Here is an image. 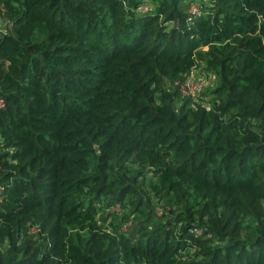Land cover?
Returning <instances> with one entry per match:
<instances>
[{
    "label": "trees",
    "instance_id": "obj_1",
    "mask_svg": "<svg viewBox=\"0 0 264 264\" xmlns=\"http://www.w3.org/2000/svg\"><path fill=\"white\" fill-rule=\"evenodd\" d=\"M189 1L0 0V264H264V0Z\"/></svg>",
    "mask_w": 264,
    "mask_h": 264
},
{
    "label": "built area",
    "instance_id": "obj_2",
    "mask_svg": "<svg viewBox=\"0 0 264 264\" xmlns=\"http://www.w3.org/2000/svg\"><path fill=\"white\" fill-rule=\"evenodd\" d=\"M188 11L191 14H199L200 13L197 0H190L189 1ZM4 29H5V23L0 20V31H2ZM197 73H203L205 78L202 75L201 77H202L203 80L197 81V78H196L195 82H194L193 74H197ZM206 77L212 79L213 76H212L211 73L205 72V71L201 70L199 67L192 68L189 71V73L187 74L185 81L181 85L182 91L184 93L190 94L192 97L197 98L199 96L200 92L203 90V88L206 85ZM189 83L193 84L192 87L189 85ZM196 232L200 233L201 230L200 229H196Z\"/></svg>",
    "mask_w": 264,
    "mask_h": 264
},
{
    "label": "rangeland",
    "instance_id": "obj_3",
    "mask_svg": "<svg viewBox=\"0 0 264 264\" xmlns=\"http://www.w3.org/2000/svg\"><path fill=\"white\" fill-rule=\"evenodd\" d=\"M147 7H148V6H147V4H146L145 6L142 7V9H147ZM202 75H203V77L205 78V76H204L203 73L193 74L194 82H195V79H196V78H197V81H201V80H203L202 77H201ZM210 82H212V79L206 77V85L209 84ZM189 85L192 87L193 84H192V83H189ZM206 85H205V86H206ZM204 88H205V87H204ZM263 204H264V202H263Z\"/></svg>",
    "mask_w": 264,
    "mask_h": 264
}]
</instances>
